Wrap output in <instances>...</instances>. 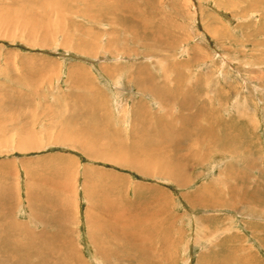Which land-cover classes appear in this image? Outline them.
<instances>
[{"label": "rangeland", "instance_id": "374dc122", "mask_svg": "<svg viewBox=\"0 0 264 264\" xmlns=\"http://www.w3.org/2000/svg\"><path fill=\"white\" fill-rule=\"evenodd\" d=\"M0 264H264V0H0Z\"/></svg>", "mask_w": 264, "mask_h": 264}, {"label": "bare ground", "instance_id": "6f19581e", "mask_svg": "<svg viewBox=\"0 0 264 264\" xmlns=\"http://www.w3.org/2000/svg\"><path fill=\"white\" fill-rule=\"evenodd\" d=\"M139 163H140V162H139ZM132 225H133V224H132ZM133 235H134V234H133ZM136 235H137V234H136ZM130 236H131V235H130ZM157 236H158V235H157ZM133 237H134V236H133ZM136 239H137V238H136ZM137 245H138V244H137ZM130 246H131V245H130ZM143 246H144V245H143ZM134 247H135V246H134ZM135 250H136V249H135ZM139 250H140V249H139ZM139 250H138V251H139ZM141 252H142V251H141ZM133 254H134V253H133Z\"/></svg>", "mask_w": 264, "mask_h": 264}]
</instances>
